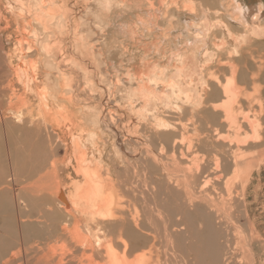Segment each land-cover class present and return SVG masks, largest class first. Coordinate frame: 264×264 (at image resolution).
<instances>
[{"label":"bare ground","instance_id":"bare-ground-1","mask_svg":"<svg viewBox=\"0 0 264 264\" xmlns=\"http://www.w3.org/2000/svg\"><path fill=\"white\" fill-rule=\"evenodd\" d=\"M6 1L15 5L22 3L19 11L14 12L16 18L10 16L4 30L8 34L12 30L16 36L13 50L19 60L15 65L9 64L8 68L23 89L21 92L11 89L9 80L5 79L7 66L3 64L0 67V150L9 147V127L10 132L18 129L19 133L28 135L29 149L36 160L25 173L10 175L5 186L13 195L8 208L11 205L15 207L13 213L8 211L7 217H2L0 212V264H200L203 255L209 259L208 263L205 261L207 264H224L229 258V239L223 235L224 243L213 244L217 241V227L226 226V230L230 222L226 221L230 213L225 214L223 208L231 198L237 200L241 197L244 201L245 186L264 183V101L261 98L264 94V68L258 67L256 72H250L248 86V67L244 66L247 58L254 62L251 49L256 43L253 45V41L264 40V0H211L210 3L200 0V6L190 3L191 7L187 3L182 12L175 5H172L175 8L164 7V0H158L157 8L152 0H80L81 6L76 5L75 0ZM2 2L0 0V6ZM73 10L76 14L84 11V16L98 25L99 22L105 27L112 28L113 25L114 30L109 31L112 35L110 41L117 37L135 38L133 41L149 39V51L150 47L157 53L164 51L170 54L168 63H180L181 67L176 68L174 75H150V83L167 82L168 87H177L176 90L182 92L184 86L176 82L177 77L181 74L190 77L198 72L201 75L208 67L207 76L200 77L201 90H197L194 99L196 108L187 104H191L192 97L186 95L185 106L191 111L182 104L181 107L178 104L174 111L179 120L188 114L187 117L191 116L187 121L192 127L195 125V136L187 134L186 127L190 124H186L179 126L181 138L178 136L180 141L176 139L177 128L161 120L163 110L156 108L161 101L156 87L150 89L145 84L137 90L145 102L143 111L145 115L149 112L150 119L142 131L145 134L149 132L160 145V156L146 147L141 166L135 165L137 161L131 163L125 158L122 168L114 162L109 163L108 168L101 149L96 148L97 154L92 152L91 155L83 149L81 138L85 132L90 133L86 123L89 119L92 121L86 112H82L80 104L83 101L69 81L65 88L61 77L58 79L52 73L40 70L39 63L31 58L37 48L24 40L26 32L30 33L34 37L32 40L39 43L41 52L48 55L57 44L50 43L52 35L55 39L54 30L65 27ZM121 11L127 14L125 21L118 23ZM49 18L55 20L54 29L48 26ZM4 20L7 19L4 17ZM164 45L168 48L164 49ZM3 51L4 45L0 42V53ZM197 56L203 59L202 64L197 61ZM53 64L48 63L47 67ZM58 66L56 64L53 69L56 68L60 74ZM146 66L149 67L148 64ZM199 75H196L197 79ZM132 92L134 94L135 90ZM251 94L256 102L252 101ZM4 98L13 103L7 105ZM216 101H221L222 105L213 106ZM242 102L250 104L244 111ZM13 104L17 108L13 109ZM197 122L201 131L197 130ZM111 123L102 114L92 126L111 130ZM70 128L75 131H69ZM169 131L173 133L167 134ZM65 138L69 140H63ZM63 146L71 152L65 153L67 157L60 160L57 153ZM178 147L182 148L179 158ZM192 149L198 156L203 151L206 157L202 154L201 160L207 158L205 164H201L200 156L197 160L195 156L192 160L190 157L187 159L186 155L189 156ZM207 149L217 150V157H209ZM131 152L133 154L134 150ZM224 159L231 162L226 168L233 166L229 168L232 178H224V190H220L221 176L225 175L222 171ZM211 190L215 196H211ZM3 203L4 200L0 199L2 212ZM33 217H36L33 220L36 225L42 220L48 231L41 242L31 233L32 227H24L19 235L11 229L15 220L24 218L29 221ZM18 223L23 224L21 221ZM192 223H198L195 225L204 228L206 233L198 232L196 236L200 241V237L205 238L203 255L198 245L188 243L192 241L191 232L198 228L193 229ZM228 233L231 234L230 231ZM222 247L224 251L220 250ZM185 251L188 252L186 258L183 257Z\"/></svg>","mask_w":264,"mask_h":264},{"label":"rangeland","instance_id":"rangeland-1","mask_svg":"<svg viewBox=\"0 0 264 264\" xmlns=\"http://www.w3.org/2000/svg\"><path fill=\"white\" fill-rule=\"evenodd\" d=\"M74 2L76 5L81 6L80 0H75ZM152 2L155 5L154 7L157 8L158 0H152ZM208 2L210 3L211 0H206V3H208ZM187 3H189L188 5H190V6H191L190 3H194L192 5L195 6V4H196V7H197V6H200L201 1L200 0H171V1L170 0H164V7L165 6H171L170 8H172V7H174L172 5H175V6H178L179 8H177V9L181 11L184 9V6ZM21 6H22V3L15 5L12 2L8 3L6 0H3V2L1 3V6H0V42L4 45V51L0 53V67H2L3 64H6L7 68L5 70V79L9 80V84L11 86V89H14V91H19V92H21L23 88H22V86H19V84H20L19 81L18 80L16 81L14 73H12L10 71V68H8V66H10V65L17 64V62L19 60L18 54H15V51L13 50V49H15L13 47V45L15 43L16 36L12 30L11 31L9 30L10 33L8 34L6 32V30H4V28L6 26L7 21H9L10 16L13 18H16V15L14 14V12H18ZM79 9H81V8H79ZM123 10L125 11V9H123ZM122 11H121V13L119 12L120 18L118 20V23H121L122 20L125 21L124 18L126 17L127 13L124 12L125 13L124 14ZM83 12L84 11L77 12V14H78L77 15L75 10H73L71 12L72 17L68 23L66 22L65 27L64 28H57L54 30L55 31V39L52 35L50 43L53 45H54V43L55 44L57 43V44H56V47L54 48V50L52 52H50L48 55L41 52L40 48L38 47L39 43L32 40V39H34V37H31L30 33L26 32L25 36H27V37H25L24 40L28 41V43L30 42L29 45L30 46L33 45L32 46L33 48H35V49L37 48L36 49L37 52H34V55H33L34 57H31V58H33L32 60H34L35 62L39 63V68H42L40 70H44L45 73H47V72H49L50 74L52 73L51 75L55 78L61 77L60 78L61 82H64L63 85L65 88L67 87L66 83H68V81H69V85H71V87L73 88V91H75L77 93V96L80 97L81 101H83V103L80 104V106L82 105L81 106L82 110H83L82 112H86L85 114L88 116V118H91V120H92V121H90V119H89V121H87V123L84 122L87 124L86 128H88V131L92 134L86 133V132L83 134V137L81 138V145H83L82 146L83 149L85 151L89 152L90 155L92 154V152L94 154H97V151H95L96 148L101 149L104 156H105L104 160H105V163L108 165L107 166L108 168H109V165L111 164V162H114L116 166H118V167L120 166L119 168H122L125 165L124 164L125 158L131 163L137 161V162H135V165L141 166L140 165V162L142 160L141 158L145 157L144 152H145L146 147H148L147 148L148 151H149V149H151L157 156H160L159 155L160 152H158V151H160L161 147L156 141L153 140V136L150 135L149 132H147L145 134L144 133L145 131L144 130L142 131L143 125L144 124L149 125L150 119L148 117L149 112L145 115L146 112L143 111V106H144L143 104L145 102H144L143 98L140 96V94H138L137 90L140 89L142 86H145V84H146V87L150 88V89H153L154 87H156V90L158 91L157 94L159 95V98L161 99L160 103L158 104V106L156 108H158L160 111L163 110L162 111L163 114L161 116L162 117L164 116V118L161 117V120H163L165 123H168L170 125H174V127L177 128L178 132L175 130L176 139L180 141L178 136L179 137L181 136V134L179 133L181 131V129H179V128L182 125L190 124V123H188L187 120L190 119L191 116L187 117V116H189V114H188L187 116L184 117L183 120L181 119L183 117H181L179 120L178 116L177 117L175 116L174 111L179 106L181 107V104H182V106L186 105L187 99L184 97L186 95H188L189 97H192V99L190 100L191 104H189V103H187V104L190 107L196 108L197 103L194 101V99L197 95V90H201L200 77H206L207 76L208 67H206L207 70L205 69L201 75H199V72H198V74H194L193 76H190V77H184L183 74H181L179 76L180 78L177 77L178 80L176 79V82H178L180 85L184 86L183 90L184 89L185 90L184 91L182 90V92L176 90L177 87L176 88L174 86L168 87L169 85L167 82L164 84L161 81H160V83H159V81L150 83L149 82V76L152 74H155V73L163 74L164 73V75H169V76H170V74L174 75V73L177 72L176 68L181 67L180 63L178 61L177 62L172 61L173 63H168L169 62L168 59H170L169 58L170 54L166 53L164 51H160V53H157L153 49H151V47H150L151 51H149V49H148L149 48V39H142V40L133 41V40H135V38H129V37H127V38L117 37L116 38L115 37L116 38L115 41H110L112 35L109 34V31L112 32L114 30L113 25H112V28H110L109 26L105 27L106 25L104 23L99 22V25L102 24L100 26V27H102V30H99L100 27L97 24V22H91L90 19H88L84 16L85 13H83ZM80 14H82V15L80 16ZM4 17L7 20H4ZM81 23L83 24V26ZM84 23H86V26L90 25V28L89 27L86 28ZM93 23H94V25H93ZM48 26L51 29L55 28V20L53 18L48 19ZM67 26H69L70 28ZM93 26H95V27H93ZM161 26L165 27V26H163V24ZM81 27H83L84 30ZM115 27H116V24H115ZM68 28H69V30H68ZM103 30H104V33H103ZM79 34H81V36H79ZM80 37H82V38H80ZM69 38H71V39H69ZM71 40H72V42H71ZM254 43H256V44L254 45ZM257 43H258V45H257ZM253 45L255 46V48L251 49V54H252V56H254V62L250 61L249 58H247V60L244 62V66L248 67L247 68V78H246V82H247L248 86H249L248 78H249L250 72L251 73H253L254 71L256 72L258 67L264 68V57H263L264 56V53H263L264 52V40L253 41ZM259 45H260V47H259ZM163 47H165L164 49L168 48L167 45H164ZM209 48H210V46H209ZM63 50H66V51L64 52ZM252 51H253V53H252ZM38 53H39V55H38ZM6 55H7V57H6ZM59 58L61 59L60 61H59ZM259 58H260V60H259ZM196 59L198 62H200L202 64L203 59L200 58V56H197ZM257 61L259 63H257ZM48 63H51V65L54 63L53 64L54 66L47 67ZM62 63H64V64H62ZM56 64L59 65L58 69H60V74H58L59 72L57 71L56 68H55V70L53 69L54 67H56ZM146 64H148L149 67H147ZM155 65H158V66H156V68H153ZM170 65H171V67H170ZM240 65L243 66V62H240ZM51 67H52V70H50ZM64 69H65V71H64ZM48 70H50V71H48ZM58 75H60V76H58ZM196 75H199V79H197L198 77ZM42 76H44V75H42ZM65 76H67L66 78H68V79H66ZM142 76H144L145 78ZM55 78H53V80ZM72 78H74V79H72ZM261 78H263V77H261ZM69 79H71L73 81H70ZM192 79H193V81H192ZM40 84L42 85V83H40ZM132 89H133V91L135 90L134 94L132 92ZM164 89H166V91ZM78 90L80 92H78ZM175 91H177V92H175ZM185 91H187V92H185ZM127 92L129 95L127 94ZM184 92H185V94H184ZM191 92L193 93V95ZM78 94H82V95H78ZM178 94H179V96H178ZM111 95L113 97H111ZM7 96H9V95H7ZM251 96H252V101L256 102L257 100L254 99V96L252 94H251ZM261 98L264 101V94L262 95ZM179 99H181V100H179ZM164 100H165V102H164ZM167 100L169 101V105H168ZM177 100H178V102H177ZM3 101L7 105H10L13 103V101L10 102L7 98H4ZM245 103L246 102L241 103L242 104L241 107H242L243 111L247 105H250L249 103H246V104ZM170 104H172V105H170ZM178 104H179V106H178ZM221 105H222L221 101H216L213 104V106H217V107L221 106ZM160 106H163L164 108L160 107ZM168 106L170 108L174 107L175 109L174 108L170 109ZM185 107H187V106H185ZM190 107H187V108H189V111H191ZM15 108H17V105H14L13 109H15ZM254 108H255V106H254ZM165 110H166V112H165ZM172 110H173V112H172ZM99 112H101V113H99ZM168 112H169V115H166V113H168ZM172 113H173V115H172ZM102 114L105 116V118H107L108 121L113 122V124L111 123V125L113 126V127H111V130L105 129L103 126H100L99 128L95 129L92 126L93 121L96 119H100ZM93 118H94V120H93ZM206 120H208V119H206ZM175 121L176 122L178 121V122L175 123ZM193 124H195V123L193 122ZM176 125H177V127H176ZM196 127H197V130H199V131L202 130L199 122H197ZM148 128H149V126H148ZM194 128H195V125L192 127L191 124L187 125V127H186L187 134L190 137H193L197 134V132L195 134H193L194 133L193 131H195ZM115 129H116V131H115ZM48 130H50V129L48 128ZM70 130L75 131L73 128H70L69 131ZM95 130H97V131H95ZM166 133L172 134L173 132L169 131ZM103 134L105 135V137L103 136ZM61 136H63V135H61ZM98 136H100V137H98ZM115 136H116V138H115ZM93 137H95V138L93 139ZM112 137H113V139H112ZM8 139H9L8 149L7 150H0V189H2V191H0V199L4 200V203L2 205L3 212L0 209V212L2 213V217H7L8 211L13 213V208L15 207L14 205H11L8 208V205H10V202L13 201L12 200L13 195H12L11 190L8 191L5 189V186L8 182L10 175L16 174V173H25L27 171L29 165L36 160L34 158V155L30 152V149H29L28 135H26L24 133H19L18 129H15L14 132H10V127H9ZM63 140H69V139L65 138ZM57 141H59L58 138H57ZM181 147H178V149H177L178 150V152H177L178 158H179V153L181 152L180 150L182 148L186 149L185 146H183L182 148ZM131 149H133L134 153L137 155H134V153L132 154L131 151H133V150H131ZM194 149H192V152L190 153L189 156L186 155L187 159L189 160L188 157H190V159L192 160L193 157L195 156L196 157L195 159L197 160V157L199 158V156H200L199 159H200L201 164L202 163L205 164V162L207 161V158H202L203 161L201 160L202 156L206 157L205 154L203 153V151H200L199 156H198V154L196 153V150H194ZM166 151H168V150L166 149ZM216 151L217 150L207 149L206 152H208V153H206V154H209V157L214 156L216 158L217 157ZM70 152H71V150L68 147H64V146L60 147L58 149L57 157H58V159L62 160V159H64V157L66 158L67 157L66 154H69ZM182 152L185 153V151H182ZM165 153H166V156L169 157L168 152H165ZM218 153H221V152L219 151ZM108 155H109V157H108ZM72 163H74V162L72 161ZM228 163L231 164V162L227 161V159H224L222 161V166H223L222 171H224L223 174H225V175L221 176V180H220L221 184H219V186H221L222 189H220V187H219L220 190H224L223 184L226 181V179L228 180V179L232 178V175H231L232 173H231L230 169H232L233 166L231 165V166L226 168L225 166L226 165L228 166L229 165ZM206 164H208V163H206ZM140 170H141V168H140ZM104 171H105V169H104ZM214 178H216V177H214ZM224 178H226V179L224 180ZM258 183H255L253 185L248 183L249 185L245 186L246 187V194H245L244 201L242 200L241 197H239V199H237V200H235L236 198L235 199L231 198V199H229V202H228L229 205L227 203L226 207L223 208V212L225 214L230 213V217L228 218L229 220H226V221H228V222L230 221L231 223L230 222L229 223L232 225H229V223H228V227L226 229L227 231L225 230L226 226L225 227H221V226L217 227V230L219 232L217 230H215L216 237H217V241H218V238L220 239V241H218V242L215 241V242H213V244L215 243V244L219 245V244L224 243V241L222 240V237H221L223 235L227 236V239L230 240V242L228 240V243H230V244H228V246L230 245L229 247L231 248L230 249L228 247L229 258L226 261H224V264H232V263H234V264L235 263L236 264H240V263L241 264H256L259 261V259H264V183H262L260 185ZM172 184L174 185L173 181H172ZM244 185H247V182L244 183ZM257 193H259V194L256 195ZM210 194H211V196H215L214 190H211ZM234 200H235V202H234ZM227 206H228V208H227ZM232 206L234 208H232ZM229 207H230V210H229ZM204 212H206V210L202 211V213H204ZM235 212H236V215H235ZM231 215H232V218H231ZM34 219H36V217L30 218L29 221L24 219V218L17 219L14 221L13 225L11 226V229L13 230V232H15L17 235H19L22 232V229L24 227H27V226L32 227L31 233L33 235L35 234L38 241L41 242V241H43V237L48 234V231H47L45 225L42 223V220H41V224L36 225L33 222ZM18 221L23 222V224L18 223ZM192 224H193V229H196L197 227L199 228V226H196L198 223H195L196 225L194 223H192ZM232 227H233V229H232ZM198 228L196 230H198ZM222 228H223V230L221 231ZM236 228H238V229H236ZM228 229H230V230H228ZM196 230L191 232L192 241L188 242V243L191 246H197L198 245V247L200 248L202 255H203L204 253L202 250H203V241H204L203 238L204 237H200L201 238V241H200L198 238H196V236H198V234H197L198 232H200V234H202V233H205V231H204V228L203 229L201 228L200 231L199 230L196 231ZM229 231L231 232L232 235L228 233ZM205 234H202V235H205ZM227 234H229V235H227ZM232 237H233V239H232ZM239 237L242 239H240ZM237 239H240V240H237ZM236 240H237V242H236ZM243 240H245V241H243ZM183 242H184L183 244H185V245L187 244V242H185V241H183ZM240 242H242V243H240ZM245 242H246V244H245ZM53 244H55V243H53ZM56 245H58V244H56ZM249 249H250V251H249ZM220 250L224 251L223 247ZM237 250H239V251H237ZM185 253H186V251H185ZM241 254H243V255H241ZM184 255L185 256H183V257L186 258V256H188V252ZM189 257L193 258L192 256H189ZM240 260H242V261H240ZM205 261L208 263L209 259H208V257L206 258L205 255H203V260L200 261V264H207ZM221 263L222 262H219V264H221Z\"/></svg>","mask_w":264,"mask_h":264},{"label":"crops","instance_id":"crops-1","mask_svg":"<svg viewBox=\"0 0 264 264\" xmlns=\"http://www.w3.org/2000/svg\"><path fill=\"white\" fill-rule=\"evenodd\" d=\"M256 264H264V259H259V261Z\"/></svg>","mask_w":264,"mask_h":264}]
</instances>
